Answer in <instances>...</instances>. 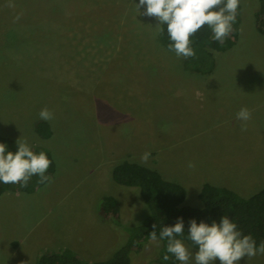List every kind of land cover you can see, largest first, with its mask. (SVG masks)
I'll return each mask as SVG.
<instances>
[{"label": "rangeland", "instance_id": "374dc122", "mask_svg": "<svg viewBox=\"0 0 264 264\" xmlns=\"http://www.w3.org/2000/svg\"><path fill=\"white\" fill-rule=\"evenodd\" d=\"M136 4L0 0V133L49 149L57 164L33 193L3 191L0 264H36L42 253L63 249L88 261L111 257L128 232L107 220L103 197L120 200L128 226L150 214L139 190L113 178L125 161L182 184L185 205L194 207H203L199 194L207 182L246 198L264 188L260 1L241 0L239 40L216 52V70L204 76L159 43V21ZM244 107L247 122L236 118ZM44 108L54 114L50 138L36 131ZM145 152L151 155L142 163ZM183 242L195 264L198 248ZM139 250L132 264H164L158 238ZM239 264H264V255Z\"/></svg>", "mask_w": 264, "mask_h": 264}, {"label": "trees", "instance_id": "16d2710c", "mask_svg": "<svg viewBox=\"0 0 264 264\" xmlns=\"http://www.w3.org/2000/svg\"><path fill=\"white\" fill-rule=\"evenodd\" d=\"M260 5L256 13L257 30L264 34V0H259ZM226 3V0H225ZM242 4L238 8V14L233 26V32L226 39L225 43L213 39L212 29L205 25L195 35L191 37L196 55L184 58V66L190 73L201 75H211L217 67L216 52L232 49L240 37L239 26L241 23ZM163 34H158V41L163 47L168 48L172 43L168 33L167 25H161ZM37 133L43 138H50L53 127L47 120H39L36 124ZM0 143H6L9 150L17 151V141L0 133ZM36 153L44 151L52 160V164L46 175L50 177L44 183H40V177L34 175L26 187L19 184H4L0 182V198L3 191L19 190L33 193L40 187L46 185L57 170L56 161L52 152L46 148L34 147ZM113 178L120 184L133 187L139 190L145 205L150 208V214L143 223L128 226L123 221L122 207L120 200L113 195L104 196L101 201V211L107 220L114 225L121 226L128 232L127 240L120 245L114 254L109 258L95 261H88L80 257L72 249H63L42 253L38 256L36 264H132L131 254L133 251H140L145 243L151 239L150 233L155 224L156 236L162 245L163 252L160 261L164 264H181L172 254L167 253V238L161 239L160 232L164 226H173L179 218H183L185 232L178 239L186 240L193 247L198 248L188 238L190 221L196 219L197 223L204 221L212 223L219 222L226 215L232 219L243 235H251L256 241L257 247L264 242V188L250 197H243L236 191L226 186H218L212 183H205L200 191L199 197L203 202V207L185 205L187 198L186 188L175 181L167 180L157 169L137 165L131 161H125L124 165H118L113 169ZM133 215V208L130 207ZM131 215V216H132ZM164 255L169 259L164 260Z\"/></svg>", "mask_w": 264, "mask_h": 264}, {"label": "clouds", "instance_id": "9594fccd", "mask_svg": "<svg viewBox=\"0 0 264 264\" xmlns=\"http://www.w3.org/2000/svg\"><path fill=\"white\" fill-rule=\"evenodd\" d=\"M241 0H139L136 4L140 13L141 6L146 5L142 13L149 17H155L159 25H167V33L172 41L168 45L170 51H174L178 57L190 58L196 55L191 46V37L203 26L212 29L213 39L225 43L233 32V26L237 18ZM141 14V13H140ZM163 34L164 29H159ZM39 117L43 120H52L54 114L47 108L40 111ZM238 120L247 122L251 119L248 108H241L236 114ZM242 131L247 130L246 123L241 126ZM18 150L11 151L6 143H0V182L4 184L28 185L32 176L38 175L40 183L49 180L46 175L52 164V160L44 151L36 153L26 142L17 141ZM151 153L145 152L141 156V162L147 163ZM194 167V164H189ZM185 232L183 218H179L173 226H164L160 232V238H167V253L172 254L181 264H189L192 252L185 245L182 237ZM188 238L198 246L195 252V264H213L219 259L221 264H239L240 260L247 256L248 259L257 254L264 255V242L257 247L256 241L249 235H243L238 225L224 215L219 222L207 223L196 219L190 221ZM156 240L155 224L150 233ZM164 260L169 256L164 255Z\"/></svg>", "mask_w": 264, "mask_h": 264}, {"label": "crops", "instance_id": "0c3cea01", "mask_svg": "<svg viewBox=\"0 0 264 264\" xmlns=\"http://www.w3.org/2000/svg\"><path fill=\"white\" fill-rule=\"evenodd\" d=\"M235 151H236V150H235ZM234 159H235V160H238V158H237V157H235Z\"/></svg>", "mask_w": 264, "mask_h": 264}]
</instances>
